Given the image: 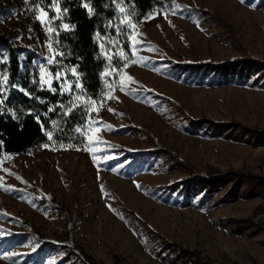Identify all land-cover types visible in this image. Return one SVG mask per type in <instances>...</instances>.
<instances>
[{"label":"rangeland","instance_id":"1","mask_svg":"<svg viewBox=\"0 0 264 264\" xmlns=\"http://www.w3.org/2000/svg\"><path fill=\"white\" fill-rule=\"evenodd\" d=\"M0 7V29L46 58L36 60L39 77L52 87L57 80L49 66L58 64L59 51L49 11L32 0H0ZM120 7L132 10L127 2ZM57 8L61 12L59 3ZM149 15L155 18L132 17L133 38L144 42L137 55L146 66L124 68L121 50L133 58L124 13L118 10L115 22L123 32L99 37L114 61L105 79L118 86L99 114L94 111L99 123L85 141L92 139L91 151L85 143L45 144L1 160L0 264H32L35 241L3 249L8 237L28 227L50 238L70 228L76 244L107 264H264L263 198L248 197L246 185L236 181L186 191L190 165L201 173L213 167L264 176V140L253 132L264 130V0H175L174 11ZM248 57L256 60L249 82L259 77L252 86L186 80L178 66ZM65 69L70 67L59 71L63 79L74 81ZM161 148L164 154L153 152L154 159L128 166L137 153ZM60 259L55 254L42 264H69Z\"/></svg>","mask_w":264,"mask_h":264},{"label":"trees","instance_id":"2","mask_svg":"<svg viewBox=\"0 0 264 264\" xmlns=\"http://www.w3.org/2000/svg\"><path fill=\"white\" fill-rule=\"evenodd\" d=\"M125 2L129 3V0H32L34 7L42 6L49 11L52 22L57 27V49L59 53L64 54L58 56V64L49 66L50 73L55 75L64 67L79 66L78 71L83 74L81 83L85 85L86 95L74 89V94L83 96V99L75 112L69 115L64 113L72 94L61 95L60 84L57 81L52 86L57 90L54 93L40 80L36 60L45 61L46 58L34 48L17 44L11 35L0 29V100L4 101L0 104V141H3L0 145V163L7 154L26 155L45 144H54L58 147L84 145L86 136L76 132L75 129L87 124L89 117L84 114L83 109L87 105L88 97L99 101L107 91L108 83L102 74L109 70L114 62L104 53L99 37L117 35L115 22L119 7ZM57 3L60 5L61 12L64 13L61 18H56L59 16V13L54 10ZM85 4H88L95 13L91 18L88 8L84 7ZM131 4L135 7V20L141 22L146 15L155 11L165 9L174 11L175 0H131ZM65 9H67L66 12H64ZM3 12L4 9L0 7V17ZM109 22H112V26H109ZM64 24L70 26L69 30L63 28ZM72 25H75L74 29ZM255 63V59L248 57L224 63L204 61L178 66L185 68L186 74L183 78L186 80L196 78L197 82L207 80L215 84L234 83L252 86L259 78L257 76L249 82L255 74L253 73ZM198 72L200 74L197 76ZM5 76L8 78L7 82L4 81ZM180 76L181 73H177V77ZM61 104L65 107L61 108ZM49 108H53L54 111H48ZM93 114L94 111L91 117ZM37 116H39V122H37ZM205 120L202 118L194 123L200 126ZM41 125L44 126V130ZM46 132L52 133V140L48 139ZM253 132L257 138L264 140V130ZM229 134L227 133V136ZM153 152L164 154L166 151L161 148L156 151L139 152L128 166L134 167L138 161L146 163L154 159ZM189 174L192 185L187 186V192L198 185L203 188L209 187L210 190L212 186L214 187L213 184L222 185L236 181L238 184L246 185L248 197L260 196L264 199V176L262 175L234 170L222 171L213 167L201 173L192 165L189 166ZM246 221H241L238 228L244 227ZM72 232L70 228H67L50 238L40 236L28 227L27 231L8 237L3 244V249L31 240L37 243L36 250L32 253L35 256L32 264H42L46 258L55 254L61 256V262L69 264H107L97 261L86 252L84 247L76 244ZM199 260L200 264H212L208 260Z\"/></svg>","mask_w":264,"mask_h":264},{"label":"snow or ice","instance_id":"3","mask_svg":"<svg viewBox=\"0 0 264 264\" xmlns=\"http://www.w3.org/2000/svg\"><path fill=\"white\" fill-rule=\"evenodd\" d=\"M241 2H243V0H241ZM129 3L132 7V10L131 11H127L125 7H120L119 11L121 13H124V18L121 20V24L122 25H125L127 28L131 29L132 30V33H128L127 36H128V39L132 40V45H131V52H132V56L133 58L131 60H129V56L123 51L121 50V52L119 53V55L124 59L125 61V64H124V68H127L129 66L130 63L132 64H135V63H142L146 66V63L147 61L144 59V58H141L137 55V53L139 52L140 50V45L142 43H144L143 41L139 40V39H134L133 38V34L137 31V25L135 23H133L132 21V17L135 15V7L134 5L131 4V0H129ZM107 5H105L106 7ZM84 7L88 8L89 10V17L91 18V16L95 15L94 11L88 7V4H85ZM67 9L64 10V12H66ZM57 12L59 13V16L56 17V18H61L63 16L64 13L60 12L59 8H57ZM43 16L44 17H47V13H43ZM155 17L152 16V15H146L144 17V19H154ZM41 23L45 24V25H48V24H51V20H47V19H41ZM109 26H112V22H109ZM73 29L75 28V25H72L71 26ZM63 28L65 30H69L70 26L68 24H64L63 25ZM48 32L49 33H52L54 31V29L52 27H48ZM117 31L118 32H123L124 29L121 28V27H117ZM142 35V34H141ZM49 47L51 48V44L49 45ZM58 55H64L63 53H58ZM109 60L112 59V57H108ZM49 63H56V61L52 58L49 59ZM78 67H73V68H70V69H65L66 72H71V74L75 77V80L74 81H67L66 79H63L64 78V72H56L55 73V79L57 81H61L63 79V82L61 83V86H60V91H61V95H63L64 93H70L72 94L71 95V98L69 99L68 101V106L65 110V113L64 115H69V114H73L75 112V110L80 106V102L81 100L83 99V96L81 95H75L74 94V89L75 90H79L80 93L82 94H85L86 95V88H85V85L83 83H81V78H82V73H80L78 71ZM118 75H121L122 73L121 72H117ZM103 76L107 77L109 75H111V72H104L102 74ZM49 76V73H45V77H48ZM7 76L4 77V81L7 82ZM129 81L130 82H133L135 83V81L131 78V77H128ZM42 83L43 84H46L49 86L50 90L52 92H56V88H52L51 87V80L50 79H43L42 80ZM118 85L116 84H110V85H106L108 91L105 92L99 101L97 100H94L92 99L91 97H88V100H87V105L86 107L83 109L84 111V114L87 115L89 117L88 121H87V124L84 125L82 128H76L75 131L76 132H79L81 133V135L83 136H86L87 137V133L88 131H90L91 127L95 126L97 123H99V121H96L95 119H93L91 117V113L93 111L96 112V114L98 115L99 114V108L103 107L104 106V102L107 100V99H110V98H113L111 97L110 93L117 87ZM120 90L121 91H125V88L123 86H120ZM3 100H0V104H3ZM41 103H43V101H41ZM98 105V106H97ZM61 108H64L65 105L64 104H61L60 105ZM108 111H114L113 109L111 108H108L107 109ZM48 111H54L53 108H49ZM37 122H39V116H37ZM110 127V126H108ZM41 128L42 130H44V126L41 125ZM46 135L48 136V139L49 140H52V133L51 132H46ZM102 142V141H101ZM3 141H0V145H2ZM92 145H93V141L91 138H87V142L85 143V147H84V150L85 151H91L92 150ZM45 147H47V145H44ZM61 147H64V145H61ZM77 150H80V149H77ZM9 157H4V159H8ZM93 159L95 160L96 159V156H95V153H93ZM7 171V170H5ZM9 175H14V173H9ZM17 179H21L20 177H16ZM101 189L103 190V186H101ZM6 191L8 189H5Z\"/></svg>","mask_w":264,"mask_h":264}]
</instances>
